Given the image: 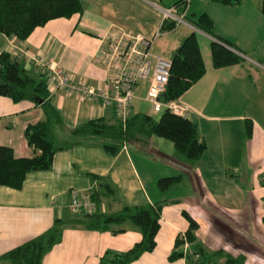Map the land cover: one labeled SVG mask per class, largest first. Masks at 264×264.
Returning a JSON list of instances; mask_svg holds the SVG:
<instances>
[{"label": "crops", "instance_id": "1", "mask_svg": "<svg viewBox=\"0 0 264 264\" xmlns=\"http://www.w3.org/2000/svg\"><path fill=\"white\" fill-rule=\"evenodd\" d=\"M80 1L81 13L50 19L25 40L0 33V52H9L29 71H35L32 58L43 57L76 80L102 85L106 73L94 55L110 28L148 36L158 31L152 55L172 53L195 30L204 43L200 49L205 73L179 98L190 107L188 119L196 124L206 149L198 161H189L171 141L124 127L112 107L63 89L48 91L46 105L13 102L0 95L1 144L10 146L17 157L33 156L37 151L24 133L30 124H38L54 147L49 169L28 172L18 189L0 185V256L40 235L56 219L65 222L61 240L41 264H97L108 250L130 248L141 232L129 220L105 230L71 223L80 219L68 207L71 193L90 194L106 182L114 193L102 195L99 212H115L122 205L150 204L159 209L155 248L131 264L193 261L189 245L181 258L169 259L177 235L188 226L182 211L198 223L195 235L206 249L242 255L245 264H264V29H254L255 13L264 20L260 0H188L186 23L171 31L160 30L164 9L179 0ZM202 13L212 18L216 35L242 50L240 62L213 66L209 42L214 38L193 25ZM142 83L148 86V81ZM134 107L133 103L131 114L140 112ZM245 119L252 122L250 136L244 134ZM92 121L109 128L121 125L119 138L84 134L83 128ZM169 176H178L179 181L160 190L157 181ZM0 264L11 263L0 259Z\"/></svg>", "mask_w": 264, "mask_h": 264}, {"label": "trees", "instance_id": "2", "mask_svg": "<svg viewBox=\"0 0 264 264\" xmlns=\"http://www.w3.org/2000/svg\"><path fill=\"white\" fill-rule=\"evenodd\" d=\"M229 3L232 0H219ZM177 13L184 12L186 0H179L174 5ZM260 11L264 16V0L260 1ZM82 12L80 0H0V33L25 40L33 29L43 25L50 19L68 18ZM195 28L214 39L209 42L211 61L214 67H225L242 60V50L230 40L218 36L213 31V20L207 13L198 15L193 21ZM175 22L165 19L161 31H171ZM197 31L190 32L181 44L171 53L169 78L162 99L179 98L205 73ZM0 95L9 97L13 102L29 100L35 104L46 105L49 93L43 73L29 71L21 62L7 51L0 52ZM158 118L143 112L130 114L125 120V127L145 134L156 135L172 142L175 151L183 158L196 162L206 149L197 126L188 117L173 114L168 108H162ZM99 121L87 124L82 132L87 135L108 134L119 138L121 125L107 127ZM252 122L245 119V136H250ZM25 138L36 154L31 157H17L13 149L0 143V185L18 189L30 171L47 170L51 167L54 147L45 138L38 124H30L25 130ZM114 152V147L106 146ZM179 181L178 176L162 177L157 181L160 190H167ZM94 188L89 194L97 203L102 195L112 196L113 188L106 182ZM182 214L188 221L187 229L177 235L174 248L169 259L181 258L186 254L183 246H191L193 261L187 264H245L242 255L232 256L221 250L210 251L198 240L195 231L198 223L185 211ZM80 219L71 223L82 224L89 229H108L112 224H120L126 220L133 222L141 232V238L124 251H106L97 264H131L144 252L152 251L156 245V234L160 226L159 209L150 205H122L118 211L93 214H77ZM63 220H54L51 227L40 235L6 251L0 256L11 264H41L44 255L61 240ZM118 231V230H116ZM197 255V258H194ZM223 257V261L218 258Z\"/></svg>", "mask_w": 264, "mask_h": 264}, {"label": "built area", "instance_id": "3", "mask_svg": "<svg viewBox=\"0 0 264 264\" xmlns=\"http://www.w3.org/2000/svg\"><path fill=\"white\" fill-rule=\"evenodd\" d=\"M165 19L174 21L176 26L186 23L184 12L177 13L174 6L164 9ZM159 34L157 31L148 36L118 27L110 28L101 38L94 55L95 62L106 73L102 85L76 80L57 63L43 57L32 58V63L35 72L45 75L48 91L63 89L68 95L99 101L103 106L112 107L124 127L125 120L131 114L133 98L140 81H148L145 99L151 104L153 112L168 108L175 115L188 117L190 107L180 98L162 99L171 61L160 54L151 53V45ZM68 207L77 214H93L99 211L98 203L89 194L79 191L71 193ZM187 247L188 244L185 243L184 252ZM194 258L196 259L197 255H194Z\"/></svg>", "mask_w": 264, "mask_h": 264}, {"label": "rangeland", "instance_id": "4", "mask_svg": "<svg viewBox=\"0 0 264 264\" xmlns=\"http://www.w3.org/2000/svg\"><path fill=\"white\" fill-rule=\"evenodd\" d=\"M259 11H260V8H259ZM263 21H264L263 18L262 17L260 18V16L256 17V13H255L254 29H264ZM197 38H198L199 44L203 50V44H204L203 39L201 38L200 34H198V33H197ZM170 54L171 53L167 52L164 55L163 54H160V55L164 56L165 58H169ZM139 84H138V87L136 89L135 97L133 99V103L135 105L133 111L134 112L140 111L143 113H148V114L153 115L155 118H158V113H155L151 110V104L145 99V92L147 89V85H143L142 81H140Z\"/></svg>", "mask_w": 264, "mask_h": 264}]
</instances>
